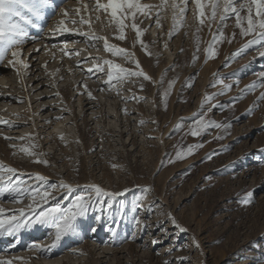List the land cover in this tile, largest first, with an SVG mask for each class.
I'll return each instance as SVG.
<instances>
[{
	"label": "rangeland",
	"instance_id": "obj_1",
	"mask_svg": "<svg viewBox=\"0 0 264 264\" xmlns=\"http://www.w3.org/2000/svg\"><path fill=\"white\" fill-rule=\"evenodd\" d=\"M142 2L159 4L160 0ZM83 17L89 23L74 24L78 32L106 37L109 44L132 54L131 58L114 54L105 49L103 40L85 36L87 43L79 44L91 58L88 68L111 60L129 71L142 68L151 79L130 76L109 83L107 65L104 73L94 69L80 75L73 57L53 54L49 62L41 64L47 68L42 75L49 87L38 88V82L28 87L30 65L40 63L45 49L34 55L28 49L36 43L26 42L21 60L30 63L29 67L11 65L16 87H0V118L14 125H0V162L17 169L13 178L22 179L27 187H45L35 179L37 174L47 177L49 185L64 181L73 186L70 194L54 192L56 199L50 204L60 202L67 207L76 196L89 194L92 185L129 191L115 200L103 198L104 206L97 203L87 216L79 218L78 231L55 247H50L51 225L32 224L15 235H0V262L264 264V100L259 99L264 91L259 87L264 47L253 44L237 55L252 36H241L235 20L229 19L223 29L225 39L217 45L218 55L207 59L206 49L221 22L217 19L211 28L207 24L201 27L191 10L172 36L171 9L160 12V26L155 11L151 19L141 17L140 27L146 30L141 39L147 48L131 29H126L125 40L116 38V26L102 11L90 10ZM10 59L9 54L0 63V79H9L10 73L3 67ZM254 82L257 87L249 90ZM227 84L232 85L230 91ZM165 92L169 94L165 96ZM42 93L53 96L41 98ZM103 96L106 102L101 100ZM87 99L96 108L94 116L88 112ZM48 105L55 108V118L50 119ZM13 106L21 110L15 113L9 109ZM201 116L231 127L209 128L193 137L192 127ZM58 125L63 128L57 129ZM5 136L32 139L6 140ZM33 144L38 146L32 151L41 154L39 158L46 159L47 165L35 163L38 157L20 151ZM190 145L203 146L184 159H175L177 152ZM248 193L254 199L245 205L242 200ZM31 202L28 197L13 202L5 194L0 208L8 214L20 208L27 211ZM93 229L106 241H94ZM35 243L49 251L30 247ZM104 248L111 252L107 259L100 254Z\"/></svg>",
	"mask_w": 264,
	"mask_h": 264
},
{
	"label": "snow or ice",
	"instance_id": "obj_2",
	"mask_svg": "<svg viewBox=\"0 0 264 264\" xmlns=\"http://www.w3.org/2000/svg\"><path fill=\"white\" fill-rule=\"evenodd\" d=\"M190 4L192 5L190 9ZM85 11L88 10L87 4L81 5ZM81 8L71 10L74 16H79V19H74L70 16V10L61 9L60 13L63 17L58 20L54 28L51 30V35L56 34H80L86 37H90L93 41L103 40L104 46L107 51L114 54H124L128 58H131L132 54L128 53L125 49L117 48L114 45L109 44L106 37L97 36L95 33L80 32L77 33L74 29H69L67 24H88L89 20H86L80 15ZM159 11H156V10ZM167 9L172 10L173 16V30L169 33L170 36L176 34V30L183 26V19L185 15L191 10L194 17L197 19L199 25L207 26L211 28L212 22L217 19L221 22L217 33L213 35V40L210 46L206 49L207 59H214L218 55L217 45L223 43L225 34L223 29L227 27V21L229 19L235 20V25L240 29L241 36H252V39L237 52L244 51L247 47L257 44L264 47V0H160L159 4L143 3L142 0H95L94 7L91 11L103 12L110 20V23L114 24L117 29V37L123 41L126 39V29H131L135 32L137 41L143 48H147V45L141 39L145 34V29L140 27L145 19H151L152 14L156 12V24L160 26V12H164ZM51 10L53 13L56 11L54 0H0V63H2L10 54L12 59L8 60V64L15 67L18 64H23L24 67L29 65L24 64L21 60L23 55L22 46L28 39L30 32L29 28L39 29L41 23L45 20L47 12ZM243 13V14H242ZM99 19V16L96 17ZM200 31V27L197 28ZM235 33H233V39ZM36 39L35 36L32 37ZM231 42V40H229ZM165 47L167 45L165 44ZM39 51V49H36ZM65 55H78V53H68ZM264 56V52L260 53ZM91 59V58H89ZM85 63V61H78V66ZM137 68H140L139 62L136 61ZM104 65L108 66L107 81L111 83L114 80H123L130 76H142L145 80H150L149 77L142 68L139 71H129L122 68L118 64H114L111 60H104L101 64H94L93 68H88L86 71L92 72L94 69L97 72L104 73ZM261 83L259 87L264 88V73L260 74ZM173 84L175 81L172 82ZM218 83L223 84V80H219ZM171 86V85H170ZM192 85L189 84L188 87ZM215 86V85H213ZM86 87V85H85ZM257 84L254 82L248 86L249 90H255ZM143 88V85H141ZM227 90H231L232 85H225ZM91 97V93H88ZM169 93L165 92V96ZM206 100L211 97H206ZM260 100H264V91L259 95ZM220 108H226L227 105H219ZM251 111V109H249ZM126 112V110H125ZM57 119H60L59 117ZM143 123V121H141ZM0 125L14 126L11 121L0 118ZM230 128V124H221L216 121H205L203 116L195 121L192 127L191 135L197 137L209 128ZM218 139L221 137H217ZM6 140L14 139H32V137H9L5 136ZM38 145L25 146L20 149L28 156L38 157L34 162L48 164L46 159H40L38 154L32 151L33 147ZM203 145H190L187 150L177 152L175 159H184L189 155L194 154L195 150ZM11 147L16 148L13 144ZM211 159V157H209ZM174 162V161H172ZM5 173L8 175L6 176ZM17 176V169L10 166H6L3 162H0V199L5 194H8L13 202H22L25 197L31 199V203L28 205V210L20 208L11 214L6 213V210L0 208V235L7 233L8 235H15L20 230L29 227L32 224H46L51 225L54 229V235L52 237V245L55 247L64 237L75 234L78 231L77 221L79 218L88 215L89 210L97 203H101L103 207V198H109L115 200L118 197H122L127 194L129 189L122 191H109L100 185H92L91 191L87 195H78L74 198L72 203L65 207L60 202L50 204V200H55L56 196L53 195L56 191H67L69 194L73 191V186L69 183L61 181L58 185L48 184V178L37 174L35 179L45 187H27L22 179H14ZM150 190V189H149ZM95 197V200L93 199ZM254 194L248 193L242 200V203L249 205L253 202ZM47 205V207H45ZM112 204L108 203L107 208L111 209ZM176 223L173 218L172 221ZM139 223V221H138ZM95 231V229H93ZM30 247L39 250L42 253L49 251L48 247H43L39 243H35ZM196 247H199L197 242ZM0 264H12L11 261H2ZM167 264V262H166Z\"/></svg>",
	"mask_w": 264,
	"mask_h": 264
},
{
	"label": "bare ground",
	"instance_id": "obj_3",
	"mask_svg": "<svg viewBox=\"0 0 264 264\" xmlns=\"http://www.w3.org/2000/svg\"><path fill=\"white\" fill-rule=\"evenodd\" d=\"M63 3H67V4L65 6H62V7L58 8V9L56 8L55 13H53L51 10H49L47 12L46 18L41 23V27L39 29H37V30L29 29V32H30V35L31 36L29 35V37L26 40V42L30 41L31 44H33V43H36V44L33 47L29 48L28 49V52L29 53L33 52L32 54L35 55V54H38V52H40L42 50V48H44L45 51L43 52L44 53V57L41 58V61H40L39 64H35V65L34 64H31L30 65V63L25 62V64L30 65V67L32 66L31 67V70L29 72L27 71L29 74L32 75L31 78H30V82H28L29 83L27 85L28 87L29 86L30 87H33L30 84L31 83H35V82H38V85H37L38 88L43 89L45 87H49L48 84L44 82L45 79H44V77L42 75L43 74V71H45V69H47V68H44V66L41 65V64H45L46 62H49L51 60V58H53V54H57L60 57L61 56L62 57H65L66 59H68V58H71L72 59V57H73L74 59H73L72 62H74V66L76 67V72L78 74H80V75L83 74L84 71L89 67V63H90L89 57L90 56H89L88 53L86 54L82 50V46L83 45H80L79 44V43H82V42H86V39L87 38L84 35L72 34V33L51 35V30L54 28V26L56 25L57 21L63 18L61 16V13H60V10L61 9H68V10H70V16L72 18H74V19H79V16H74L71 13V10L77 9V8H81V5L87 4V6H88V10L87 11H85L83 8H81L80 15L81 16H84V15H86L94 7L95 0H75V1L74 0H54L55 6L57 4L60 5V4H63ZM67 27L69 29L76 30L77 33H80V32L77 31L78 29H76V27H75L74 24H70L69 23V24H67ZM33 36L36 37L35 40L32 39ZM94 45H96V44L94 43ZM36 49H39V51H36ZM65 52H68V53H78V55H70L69 56V55H65L64 54ZM36 61H37V59L34 58L33 59V62H36ZM78 61H85V63H83L82 65L78 66ZM41 66H42V70H41ZM79 67L83 68V70H80ZM3 69H4V71L8 69V71L7 72L5 71V73H8V74L10 73V74H9V79H8V76L7 77H1V79H0V87H2V86H5L6 87L7 85H9V86H12V88L15 89V87H16L15 73L14 72L13 73L10 72L11 71V65L10 66L9 65L8 66L6 65V66L3 67ZM39 70H40V75L37 74ZM52 96H53V94L51 95V93H46V94L42 93V97L41 98H50L51 99ZM101 100H103L105 102L107 101V99H105V96H103L101 98ZM92 104L93 103H91L89 101V99H87V105L86 106L90 107V109H88V112H90L94 116L95 114H97V112H96V110H94L96 108L95 107H92ZM94 105H95V103H94ZM4 108H5V106L2 107V109H4ZM9 109L11 111H14L15 113L17 112V110H21V108L14 107V106L13 107H10ZM46 110H50L51 111V113H50L51 114V118L50 119L56 117V114L54 113L55 108L51 107V105H48V109H46ZM109 113H110V116L113 115L112 111H110ZM96 117H97V115H96ZM32 127L38 128V125L36 123H32ZM56 127H57V129L63 128L60 125H58ZM92 234L94 235V238H93L94 241L101 240L102 243L106 241L103 238V234L99 230L93 231ZM98 243H100V241ZM110 253L111 252H110V250L108 248H104L101 251L100 254L102 255V258L107 259V256ZM60 260L61 259H59L58 261L57 260L56 261H53V263L51 262V264H57V263L60 262ZM64 260H66L65 257H64ZM103 262L104 263L105 262L107 263V261H103Z\"/></svg>",
	"mask_w": 264,
	"mask_h": 264
}]
</instances>
